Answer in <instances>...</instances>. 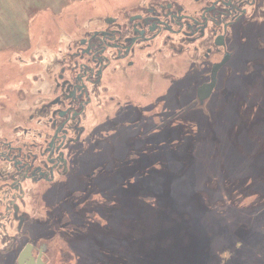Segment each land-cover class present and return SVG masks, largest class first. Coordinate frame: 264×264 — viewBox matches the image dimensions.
Returning <instances> with one entry per match:
<instances>
[{
	"label": "rangeland",
	"instance_id": "rangeland-1",
	"mask_svg": "<svg viewBox=\"0 0 264 264\" xmlns=\"http://www.w3.org/2000/svg\"><path fill=\"white\" fill-rule=\"evenodd\" d=\"M142 1L81 0L62 9L34 11L42 17L31 25L29 19L20 24L9 17L12 11L0 10V45L2 41L7 50L1 51L0 76L2 70L12 75L15 66L31 74V64L44 61L49 47L52 54H57L69 39L79 37L86 24L114 16ZM28 13L31 16L33 11ZM257 32L264 33V24ZM14 37L17 39L12 41ZM157 57L146 63L136 61L138 73L134 74L133 69L130 78L118 84L113 94L116 100L104 101L96 110L91 130H87L89 137L79 145L84 150L77 158L78 164L83 162L82 170L98 164L113 168L114 176L96 180L100 193L125 194L124 188L130 183L131 195L140 200L137 204L141 200L148 203V214L137 215L140 208L136 201L121 195L122 205H127L131 216L120 218L116 229H84V241L77 247L74 240L72 247L81 253V264H264V78L254 86L241 85L242 80L237 79L226 91L229 101L219 105L222 110L215 111L209 122L193 114L188 115L187 122H164L192 99L193 90L185 88L183 82L175 89L171 87L167 74L172 69L166 63L172 59L161 54ZM45 73L30 87L22 76L19 91L24 90L26 97L20 101L30 105L31 99L44 91ZM142 159L145 164L140 165ZM121 163L131 165V172L117 171ZM158 173L163 177L158 178ZM92 210L93 202H86L85 214ZM73 215L67 212L72 223L80 224ZM2 230L0 264H13L15 249ZM25 230L31 234V230L60 229L29 226ZM7 231L12 237H20L18 229ZM50 249L46 264H67L73 253L61 243ZM61 249L68 252L56 255Z\"/></svg>",
	"mask_w": 264,
	"mask_h": 264
},
{
	"label": "flooded vegetation",
	"instance_id": "flooded-vegetation-1",
	"mask_svg": "<svg viewBox=\"0 0 264 264\" xmlns=\"http://www.w3.org/2000/svg\"><path fill=\"white\" fill-rule=\"evenodd\" d=\"M263 24L264 0H145L114 16L86 24L79 37L69 39L57 54H52L49 47L44 61L31 64V74L15 66L13 78L2 70L0 229H4L3 237L15 249L11 255L13 264H18L20 253L27 247L36 260L41 254L46 264L50 246L58 243L72 248L67 264H81L83 258L72 247V241L76 240L79 247L85 238L84 229H116L120 218H129L131 211L122 205L121 195L136 201L140 208L137 215L147 216L149 205L146 200L137 204L140 200L131 195L130 181L124 188V192H131L129 195L100 193L96 180L114 176L115 170L104 164L82 170L83 162H77L78 153L84 150L79 145L84 137H89L87 130H91L96 110L104 101L116 100L113 94L118 84L126 82L133 69L134 74L138 73L136 61H154L160 54L171 58L166 63L172 69L167 74L171 87L175 89L183 82L185 88L193 90L192 99L170 113L164 122H184L189 114L209 122L215 111L222 110L219 105L229 101L226 91L234 87L237 79L247 86L260 80L262 83L264 33L257 29ZM258 67L262 69L256 71ZM44 73V91L35 95L30 105L24 104L20 101L26 97L24 90L19 91L22 76L30 87ZM250 74L252 77L247 79L245 76ZM135 79L141 81L138 76ZM93 147L99 148L97 144ZM126 163L114 166L126 174L132 170ZM157 177L163 176L158 173ZM86 202H93L89 214L84 211ZM67 212H74L81 223H72ZM29 226L61 231L31 230L30 234L25 230ZM12 228L19 230V238L7 231ZM68 235L71 239H66ZM66 252L68 249H61L56 255Z\"/></svg>",
	"mask_w": 264,
	"mask_h": 264
},
{
	"label": "crops",
	"instance_id": "crops-1",
	"mask_svg": "<svg viewBox=\"0 0 264 264\" xmlns=\"http://www.w3.org/2000/svg\"><path fill=\"white\" fill-rule=\"evenodd\" d=\"M68 1H71V2H68ZM80 1L81 0H0V10L8 11V12L12 11L10 12L9 17H11L12 19L16 18L20 24L24 23V21L29 19L30 25H31L38 18L42 17V14H37V12H34V11H38V10L39 11H49V10L51 11L57 8L62 9L64 8V6H67L69 3L78 4ZM59 2H62V3L59 4ZM16 10H18V13L15 12ZM28 11H33V14L30 16ZM21 16H23L24 19L20 20V18H22ZM6 17H8V13H6ZM16 39L17 38L14 37L12 41ZM1 43L2 44L0 45V48H1L0 56H2L1 53H3L1 51L6 50L5 46H3L4 43L2 41Z\"/></svg>",
	"mask_w": 264,
	"mask_h": 264
},
{
	"label": "water",
	"instance_id": "water-1",
	"mask_svg": "<svg viewBox=\"0 0 264 264\" xmlns=\"http://www.w3.org/2000/svg\"><path fill=\"white\" fill-rule=\"evenodd\" d=\"M30 248L24 249L19 256L18 264H43L41 254L39 255L38 259L36 260L32 254L29 252ZM30 257V260L27 262V258Z\"/></svg>",
	"mask_w": 264,
	"mask_h": 264
},
{
	"label": "trees",
	"instance_id": "trees-1",
	"mask_svg": "<svg viewBox=\"0 0 264 264\" xmlns=\"http://www.w3.org/2000/svg\"><path fill=\"white\" fill-rule=\"evenodd\" d=\"M185 221H187V224L189 223V219H186ZM163 229V228H162ZM164 230V229H163Z\"/></svg>",
	"mask_w": 264,
	"mask_h": 264
}]
</instances>
